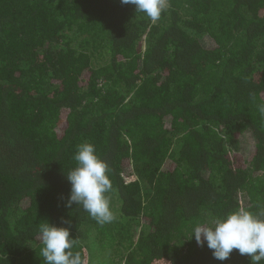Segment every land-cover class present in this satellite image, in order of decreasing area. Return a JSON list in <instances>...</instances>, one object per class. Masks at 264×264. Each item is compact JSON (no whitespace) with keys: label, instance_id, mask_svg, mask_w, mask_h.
Here are the masks:
<instances>
[{"label":"trees","instance_id":"obj_1","mask_svg":"<svg viewBox=\"0 0 264 264\" xmlns=\"http://www.w3.org/2000/svg\"><path fill=\"white\" fill-rule=\"evenodd\" d=\"M264 0H0V264H44L39 225L83 264H252L188 239L264 210ZM114 219L67 205L78 145ZM264 264V260L260 261Z\"/></svg>","mask_w":264,"mask_h":264},{"label":"clouds","instance_id":"obj_2","mask_svg":"<svg viewBox=\"0 0 264 264\" xmlns=\"http://www.w3.org/2000/svg\"><path fill=\"white\" fill-rule=\"evenodd\" d=\"M121 4L133 5L135 11L144 13L152 21L161 17L167 0H120ZM264 114V107L260 109ZM77 166L66 176L71 189L67 205H81L98 223H110L114 215L105 193L112 188L108 165L100 159L91 143L78 145L74 155ZM43 245L41 256L44 264H83L81 255L72 251L74 240L69 230L45 221L39 225ZM194 238L198 245L212 250L218 261L226 260L232 251L250 257L252 264L264 260V210L253 213L240 207L208 223H198L188 239Z\"/></svg>","mask_w":264,"mask_h":264},{"label":"rangeland","instance_id":"obj_3","mask_svg":"<svg viewBox=\"0 0 264 264\" xmlns=\"http://www.w3.org/2000/svg\"><path fill=\"white\" fill-rule=\"evenodd\" d=\"M93 220H95V219L93 218Z\"/></svg>","mask_w":264,"mask_h":264}]
</instances>
